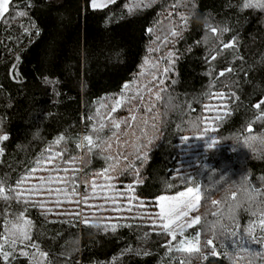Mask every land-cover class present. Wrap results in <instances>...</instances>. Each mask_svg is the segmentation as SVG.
Masks as SVG:
<instances>
[{"label": "trees", "instance_id": "1", "mask_svg": "<svg viewBox=\"0 0 264 264\" xmlns=\"http://www.w3.org/2000/svg\"><path fill=\"white\" fill-rule=\"evenodd\" d=\"M263 263L264 0H9L0 264Z\"/></svg>", "mask_w": 264, "mask_h": 264}, {"label": "rangeland", "instance_id": "2", "mask_svg": "<svg viewBox=\"0 0 264 264\" xmlns=\"http://www.w3.org/2000/svg\"><path fill=\"white\" fill-rule=\"evenodd\" d=\"M111 1L113 0H91V4L100 7ZM8 3L9 0H0V13L7 9ZM221 104H225V102ZM206 144L201 152L203 154L207 147ZM189 181L191 180L189 179ZM199 199V189L193 185H188L176 193L162 194L156 198V215L154 219L161 222L172 235H179V247L182 249L198 248V234L185 235L184 232L199 221Z\"/></svg>", "mask_w": 264, "mask_h": 264}]
</instances>
